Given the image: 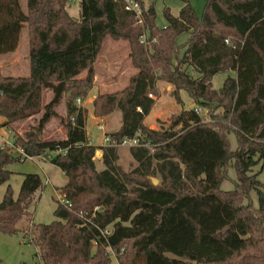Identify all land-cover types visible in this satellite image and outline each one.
<instances>
[{
  "label": "trees",
  "instance_id": "obj_1",
  "mask_svg": "<svg viewBox=\"0 0 264 264\" xmlns=\"http://www.w3.org/2000/svg\"><path fill=\"white\" fill-rule=\"evenodd\" d=\"M70 1L27 0L24 11L20 0H0V55L17 48L24 26L29 39V75L0 72L2 126L42 112L14 146L30 156L61 150L50 163L67 178L60 190L69 205L57 202L50 223L29 219L23 231L39 263L135 264L145 257L161 264H264V183L250 174L258 162L264 165V0H206L201 17L190 0H180L177 16L164 9L162 28L155 24L153 5L146 8L142 0L141 24L125 9V0H79V18L69 14ZM184 32L188 38L179 57L176 39ZM143 33L146 44L139 42ZM107 36L129 43L137 71L123 89L96 95L93 114L118 108L120 126L108 135L120 141L139 133L140 143L150 142L129 148L137 162L131 171L116 163L117 146L89 142L88 111L75 103L93 84L94 63ZM229 71L235 75L213 88L212 78ZM159 81L173 87L178 103L180 91H187L194 106L177 113L169 128L156 130L144 119L156 102ZM43 90L52 92L44 105ZM67 92L66 137L46 141L43 129ZM197 107L221 108L220 123L205 119ZM230 133L237 140L234 150ZM98 149L102 170L94 163ZM16 161L18 155L0 147V184L9 180L7 166ZM230 165L237 177L233 189L224 190ZM156 176L159 184L153 183ZM41 187L36 173L23 175L16 197L7 186L0 233L20 231L17 223L29 215ZM251 190L257 193L256 207Z\"/></svg>",
  "mask_w": 264,
  "mask_h": 264
},
{
  "label": "rangeland",
  "instance_id": "obj_2",
  "mask_svg": "<svg viewBox=\"0 0 264 264\" xmlns=\"http://www.w3.org/2000/svg\"><path fill=\"white\" fill-rule=\"evenodd\" d=\"M79 0H71L68 5L69 14L74 18H79ZM144 7L153 5L156 17L155 24L157 27L162 28L166 25V19L164 17L163 11L166 7L169 8L171 14L177 16L180 8L182 7V2L180 0H142ZM21 7L24 11L25 0H20ZM198 17H201L203 8L205 6L206 0H190ZM141 5V7L143 6ZM188 38V33L184 32L180 34L176 42L179 45V57L183 53L182 45ZM21 45L14 58H10L6 55H0V64L2 65L1 74H21L24 71L26 65V57L29 58V39L27 34V27L24 26L19 38ZM18 46V45H17ZM28 51V54H27ZM130 45L125 40H114L107 36L102 44L101 50L95 61V69L102 76V79L107 82H111L108 85H103L102 87L87 88V95H80L79 102L77 99L75 103L79 106H84L88 113L86 119V131L90 143L103 145V136L105 134L111 133L116 130L121 123V114L118 108L113 112L104 115L106 116H95L93 117L92 106V95L100 93H113L118 91L124 86H127L129 82V76L133 72H136V68L133 67L130 59ZM28 55V56H27ZM8 57V58H7ZM10 59H12L10 61ZM16 63H13V62ZM95 71V70H94ZM188 72L194 77H198L199 74L195 72L191 67H188ZM86 72H83L77 76V79L85 77ZM233 71L226 73H218L212 78V86L215 89L220 88L227 76H234ZM113 79V80H112ZM116 79V80H115ZM114 81V82H113ZM159 94L156 96V103L159 104L154 114L150 115L147 120H145V125L151 127L152 129H167L171 125L173 117L179 113L182 109H188L189 105L192 103V99L189 93L185 90L180 91L181 102L178 103L172 94L173 87L170 86V90L167 88L169 84L164 81H159ZM69 92L64 94V97H68ZM63 97V98H64ZM52 98V92L50 90L42 91V104L48 103ZM65 98V100H66ZM161 101V102H160ZM62 102V100H61ZM60 105V103H59ZM57 105L54 109L57 113L56 117H53L44 127L42 132V139L46 141H58L63 137L65 129V117L66 113L63 112V106ZM62 105V104H61ZM194 106V105H192ZM191 106V107H192ZM66 108V107H65ZM201 115L212 121L213 123H220V114L222 113L221 108L215 109L213 112H209L206 108H201ZM212 113V115H211ZM42 112L28 117L24 120L14 122L7 126H2L0 123V147L4 146V139L7 138L9 141L14 143V139L17 136L23 137L26 131H29L32 127L36 126ZM55 118V119H54ZM103 125L102 129L98 128V125ZM229 145L232 150L236 149L237 140L233 133L228 136ZM97 145V146H99ZM7 151L13 152L17 155V150L15 146H5ZM128 146H117L118 159L116 163L121 166L125 171H131L137 166V162L132 158ZM99 150V149H98ZM96 150L94 155V163L97 170L104 169V164L102 162V154L100 150ZM155 149H151L153 152ZM55 155V152H47L44 155H40V158L31 161L25 159L24 161H16L7 166V168L12 172L10 178L7 182L0 184V201L3 198V194L9 185L13 197H16L21 182L23 180V175L26 173H36L39 175L42 187L36 191L34 200L28 208L29 215L23 217L17 226L20 229L16 234H5L0 233V264H40L39 259L36 256V248L33 244L29 243L23 231L28 224V220H32L33 223H50L54 219L53 211L56 207L57 197L54 192L55 189L59 190L66 183L65 174L54 164L50 163V158ZM251 175H257L256 178L264 183V165L258 162L252 167ZM236 170L230 165L227 169V178L221 183V188L224 190L233 189V180H236ZM158 181L156 184L160 183L159 176L154 177ZM48 179V181H47ZM264 191V188H263ZM249 202L246 199L244 203ZM250 202L254 207L258 205L257 193L255 190L250 191ZM113 264H117L115 259H113ZM135 264H161L159 260L141 257Z\"/></svg>",
  "mask_w": 264,
  "mask_h": 264
},
{
  "label": "built area",
  "instance_id": "obj_3",
  "mask_svg": "<svg viewBox=\"0 0 264 264\" xmlns=\"http://www.w3.org/2000/svg\"><path fill=\"white\" fill-rule=\"evenodd\" d=\"M125 9L128 11H131L135 14L136 18L138 19V22H137L138 24L142 23V19H141L142 7H141L140 3L138 2V0H125ZM147 39H148L147 34L143 33L139 37V42L142 44H146ZM152 41L154 42L155 39H153ZM77 102H79V98H77ZM196 112L198 114H201L202 109L200 107H197ZM102 127H103L102 124L98 125L99 129H102ZM103 137H104L103 138V145H105V146H119L120 145V146L131 147V146L144 145V146L148 147L151 145L149 141H147L144 144L140 143V134L139 133L133 137L122 138L120 141L114 140L108 134H105ZM4 143H5V145L2 146L3 148H6L5 146H8V145H10L12 147L14 146V143H12V141H9L7 138L4 139ZM16 150H17V155L20 157V161H24L25 159H29L31 161H34L35 159L41 157L40 155L39 156L27 155L19 147H16ZM53 152H55V154H57L58 152H62V151L58 150V151H53ZM47 181H48V179H47ZM54 192H55L56 197H57V202L64 204V205H66V204L69 205L68 201L65 199L64 194L62 193V191L60 189L59 190L54 189Z\"/></svg>",
  "mask_w": 264,
  "mask_h": 264
},
{
  "label": "crops",
  "instance_id": "obj_4",
  "mask_svg": "<svg viewBox=\"0 0 264 264\" xmlns=\"http://www.w3.org/2000/svg\"><path fill=\"white\" fill-rule=\"evenodd\" d=\"M26 1L27 0H25V9H26ZM27 10V9H26ZM21 36V35H20ZM20 45H21V41H19L18 42V46H17V48L13 51V52H9V53H6V54H2L1 56H3V55H6V56H8V57H10V58H14L13 56H14V54H16L17 52H18V50H19V47H20ZM27 54H28V51H27ZM28 56V55H27ZM7 57V58H8ZM12 59H10V61L12 60ZM97 59V58H96ZM13 62V61H12ZM13 63H16V62H13ZM95 64V63H94ZM1 69H2V65L0 64V71H1ZM94 70H95V72H94V80H93V85H94V87L96 86V87H98V88H100V87H102V84L103 85H108L110 82H111V80H110V82H107V84L105 83L106 81H104V79H102V76L100 75V73H98V70H96L95 69V66H94ZM2 73V72H1ZM136 72H133L132 74H131V76H133L134 74H135ZM3 75H5V74H3ZM29 75V58L28 57H26V65H25V68H24V71L21 73V74H19V73H14V74H10V73H8L7 75H5V76H15V77H17V76H28ZM131 76H129V80H130V78H131ZM113 80V79H112ZM116 80V79H115ZM114 82V81H113ZM129 83V82H128ZM159 83L160 82H157V88H158V86H159ZM168 84V83H167ZM128 85V84H127ZM170 86L171 85H168V89L170 90ZM93 87V86H92ZM124 87H126V86H124ZM172 87V86H171ZM123 89V88H122ZM121 90V89H120ZM119 91V90H118ZM116 92V91H115ZM158 92H159V90H158ZM104 93H106V92H104ZM104 93H100V94H104ZM97 94H93L92 95V99H91V102L93 101V99L95 98V96H96ZM65 98L66 97H64L63 99H62V102H60V107L61 106H63V112L64 113H66V108H65ZM161 102V101H160ZM62 104V105H61ZM193 105V102L189 105V108L191 107ZM157 107H159V104L158 103H156L155 102V104L153 105V107H152V109H151V111L149 112V114L145 117V119H144V123H145V120H147V118L150 116V115H152V114H154V112L156 111V109H157ZM91 110H93V108L91 109ZM121 114V113H120ZM121 116V115H120ZM93 117L95 118V116H94V114H93ZM106 116H104V118H105ZM107 118V117H106ZM55 119V118H54ZM4 117H2L1 115H0V123L2 122H4ZM120 126V125H119ZM151 128V127H150ZM118 129V128H117ZM116 129V130H117ZM116 130H114V131H116ZM114 131H112V132H114ZM66 137V131L64 132V134H63V137L61 138V139H64ZM91 144H93V143H91ZM93 145H95V146H97V145H99V144H93ZM99 151V150H98ZM100 152H101V150H100ZM101 154H102V152H101ZM54 189H55V187H54Z\"/></svg>",
  "mask_w": 264,
  "mask_h": 264
},
{
  "label": "water",
  "instance_id": "obj_5",
  "mask_svg": "<svg viewBox=\"0 0 264 264\" xmlns=\"http://www.w3.org/2000/svg\"><path fill=\"white\" fill-rule=\"evenodd\" d=\"M152 180H153V183H154V184H156L157 181H158L156 178H152Z\"/></svg>",
  "mask_w": 264,
  "mask_h": 264
}]
</instances>
